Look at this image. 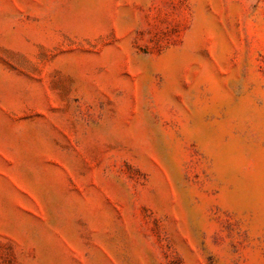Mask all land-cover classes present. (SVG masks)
Wrapping results in <instances>:
<instances>
[{"label": "rangeland", "instance_id": "rangeland-1", "mask_svg": "<svg viewBox=\"0 0 264 264\" xmlns=\"http://www.w3.org/2000/svg\"><path fill=\"white\" fill-rule=\"evenodd\" d=\"M0 264H264V0H0Z\"/></svg>", "mask_w": 264, "mask_h": 264}]
</instances>
